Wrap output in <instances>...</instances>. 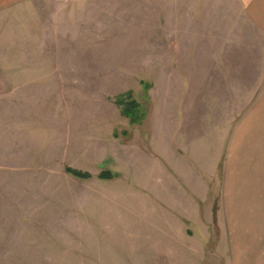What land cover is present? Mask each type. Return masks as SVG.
<instances>
[{
    "label": "rangeland",
    "instance_id": "rangeland-1",
    "mask_svg": "<svg viewBox=\"0 0 264 264\" xmlns=\"http://www.w3.org/2000/svg\"><path fill=\"white\" fill-rule=\"evenodd\" d=\"M249 10L30 0L0 23V264H247L226 188L231 166L232 198L264 205V22Z\"/></svg>",
    "mask_w": 264,
    "mask_h": 264
},
{
    "label": "crops",
    "instance_id": "crops-1",
    "mask_svg": "<svg viewBox=\"0 0 264 264\" xmlns=\"http://www.w3.org/2000/svg\"><path fill=\"white\" fill-rule=\"evenodd\" d=\"M30 0H0V23L2 28L7 22L10 13H13L14 9L24 2ZM246 8H249V14L260 24L264 22V0H242ZM254 7V8H253ZM13 15V14H12ZM9 16V17H8ZM264 25V24H263ZM1 30V27H0ZM1 35V33H0ZM13 53L14 51L9 50L8 46L4 48L2 54ZM25 48H22V52L25 55ZM20 53V52H19ZM19 67V65H18ZM21 70L23 76L25 77V72L30 71V63L22 64ZM12 71L19 73L20 69L15 70L12 64ZM16 74H14L15 76ZM1 79V78H0ZM2 85L6 86V82L3 81ZM247 127V126H246ZM233 140L230 146V151L233 153ZM231 166H228L227 174V192L231 194L230 200H228L229 210H227L230 216V240L235 253H238L239 247L244 246L246 248V261L247 264H264V205L262 200L259 204V210H248V207H243L244 205L239 203V197H233V192L238 188L234 181ZM240 189V188H238ZM229 194V195H230ZM241 205V206H240ZM246 209V210H235V209ZM257 211V212H256ZM239 215V216H238Z\"/></svg>",
    "mask_w": 264,
    "mask_h": 264
},
{
    "label": "trees",
    "instance_id": "trees-1",
    "mask_svg": "<svg viewBox=\"0 0 264 264\" xmlns=\"http://www.w3.org/2000/svg\"><path fill=\"white\" fill-rule=\"evenodd\" d=\"M119 103L123 104L122 113L124 117L128 118L129 121L133 124L140 122L142 116L139 112V104L135 100H130V101L120 100ZM65 173L81 181H88L93 178V176L90 173L78 171L71 168H66ZM116 177L117 176L115 174L109 171H105L98 176V179L103 181H110L115 179Z\"/></svg>",
    "mask_w": 264,
    "mask_h": 264
}]
</instances>
